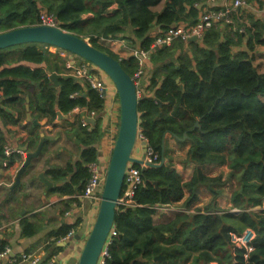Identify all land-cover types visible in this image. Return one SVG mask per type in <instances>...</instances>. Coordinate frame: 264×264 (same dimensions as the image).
<instances>
[{"label":"trees","instance_id":"trees-1","mask_svg":"<svg viewBox=\"0 0 264 264\" xmlns=\"http://www.w3.org/2000/svg\"><path fill=\"white\" fill-rule=\"evenodd\" d=\"M199 1L171 0L162 12L156 13L154 9L163 0H0V33L37 26L39 14L45 9L67 32L84 39L95 34L121 39L129 47L139 45L146 51L155 42L151 37L155 24L167 31L186 15L192 17L190 23L195 25L198 22L195 4ZM113 2L118 3V9L110 15L108 10ZM86 14L93 17L83 20ZM237 14L232 24H221L235 28L234 35L223 34L216 26L205 33L201 42L187 43V48L186 43L176 41L154 52L151 60L156 68L150 79L154 98L140 96V133L159 154V163L163 156L167 158L162 148L164 135L171 133L183 138L187 134L191 141L187 162L195 165V171L188 182L182 183L171 164L144 172L134 165L140 169L144 181L134 193V201L140 206L118 207L115 236L111 235L107 245L109 255L105 264H264V211H248L264 202V72L255 64V50L264 46V20L248 16V25ZM129 28L131 36L126 33ZM245 38L246 50L233 53L232 48L241 45ZM90 41L119 61L94 38ZM45 47L49 46L26 44L0 51V117L13 121L6 108L22 95L30 96L32 104L36 103L33 110L50 122L55 120L56 110L69 114L87 107L95 112L97 120L91 131L82 124L78 128L79 140L85 146L83 161L64 171L49 172L54 181L73 173L72 183L80 186L82 194L90 178L88 165L97 161L96 144L103 136L100 114L105 99L87 83L72 79L61 80L59 89L54 87L47 71L60 72L59 57L54 56L57 63H50L53 56ZM120 63L134 77L138 58ZM36 65H46L47 69ZM74 94L78 96L72 98ZM199 119L201 128H195ZM3 143L0 135L2 154ZM212 163L230 168V179L235 182L232 204L241 212L213 213L214 200L205 213L167 214L156 223V205L177 203L188 192L189 207L197 199L200 186L221 183V178L208 177L201 169L202 165ZM53 191L60 192V187ZM218 195L216 191L215 197ZM247 229L255 233L248 252L241 243L231 240L233 234L241 235ZM71 231H66L63 237ZM160 255L165 262L155 261Z\"/></svg>","mask_w":264,"mask_h":264},{"label":"crops","instance_id":"crops-1","mask_svg":"<svg viewBox=\"0 0 264 264\" xmlns=\"http://www.w3.org/2000/svg\"><path fill=\"white\" fill-rule=\"evenodd\" d=\"M259 1L260 4L252 2L248 8L238 10L237 15L243 17L244 23L249 24L248 16H252L256 20H264V0ZM168 2L171 0H163L154 9V12H162ZM232 2L233 0H200L195 4L198 10V20L202 13L210 10H224ZM117 9L118 3L113 2L108 14H113ZM189 12L190 7L187 6L186 14ZM92 17V14H86L82 16V19L86 20ZM246 17L247 20H245ZM191 19L192 17L189 19L185 15L184 20L176 25H191ZM219 28L223 34L234 35L235 28L222 27L221 24H219ZM163 32L160 26L155 24L151 29V37L156 38ZM126 33L131 36L132 29L129 28ZM88 38H94L98 45L114 53L119 61H128L132 57H137L138 70L143 67V76L147 75L145 79L142 76L136 81L139 95L154 98L155 89H150V79L156 68L151 60L154 55L152 45L148 50L142 51L139 45L132 48L121 39L105 38L98 34L87 36L85 39ZM246 44L247 38L242 41L241 45L232 48L233 53L245 51ZM185 45L187 48V43ZM45 50L53 56L50 63H57L54 56L59 57L60 72L47 71L49 79L52 74L62 77L58 81V86L50 79L54 87L59 89L60 81L65 80L63 77L71 74L67 64L79 65L82 62L77 56L57 47L49 46L45 47ZM179 53L177 52V54ZM255 54L256 60L264 58V46H258ZM30 66L34 68V65ZM35 67L47 69L46 65H36ZM93 70L95 71V69ZM96 72L95 75L97 76L98 72ZM108 92L109 96L106 97L104 109L100 114L103 136L96 144L97 161L106 163V166L117 138L120 120L117 94L113 93L109 87ZM38 96L40 98V94ZM17 99V102L9 104L6 108L13 121L9 117L4 119L0 117V135L4 138L3 154L0 152V252L10 250V255L0 259V264H25L19 259L24 254L40 256L43 261H49L52 264L56 262L59 264H77L97 217L100 202L82 198L83 193L81 194L80 186L72 183L73 173L59 181H54L49 172L52 170L64 171L67 167L83 161L82 151L85 146L79 140L78 128L80 124L84 126V122L90 119L89 110L87 107H83L73 110L69 114H63L56 110V118L50 122L48 119L40 118L38 113L33 110L36 103L33 101L32 104L30 96H17ZM91 120H88L90 126H84L89 131L93 129L97 118ZM163 141L167 156L165 163L171 164V167L177 171L182 183L188 182L195 171V165L187 162L191 141L188 139L180 140L171 133H166ZM42 142L41 154L31 161L30 166L21 177L20 184L15 185L17 174L25 163L27 154L34 153ZM140 142L138 154L133 155L137 159L144 156V142L142 140ZM5 147L21 149L25 155L14 154L6 157L4 155ZM228 168V165L215 163L202 165L201 169L206 176L221 178V183L211 187L200 186L197 189V199L189 207L186 206L189 198L188 192L185 193L181 201L174 204L184 208L186 210L184 213L190 215L205 213V208L211 205L214 200L216 207L213 213L231 212L236 209L232 204L233 193L227 195L224 190L226 184L230 182V180L228 181L229 177L227 178L229 176ZM42 173L52 183L50 188L39 179ZM55 187H60V192H54ZM216 191L219 193L217 197H215ZM254 209L255 212L257 209L264 211V202ZM66 213L70 214L66 215ZM69 230L75 232L74 237L66 243H60L59 238L63 237L64 233ZM254 234L253 230L247 229L241 234L242 240L250 241Z\"/></svg>","mask_w":264,"mask_h":264},{"label":"water","instance_id":"water-1","mask_svg":"<svg viewBox=\"0 0 264 264\" xmlns=\"http://www.w3.org/2000/svg\"><path fill=\"white\" fill-rule=\"evenodd\" d=\"M58 37L62 40L58 43L54 42L53 38ZM190 42H197V38H191ZM26 44L53 46L67 51L102 70L111 81H113V84H115L120 106L118 134L107 165L98 214L77 263L98 264L103 249L109 242L112 232L114 231L115 217L118 209L117 203L123 191L127 168L129 164L140 166L145 160V156L141 159H137L133 156L140 131L138 105L141 98L139 96L138 87L135 79L123 69L120 61L98 50L84 38L67 32L60 27L37 25L21 27L0 33V51ZM61 78L62 77L57 74H52L50 76L51 81L56 86L59 85L58 81ZM63 79L75 80L72 76L63 77ZM91 122H94V120H91ZM195 128H201L200 119L196 122ZM175 137L180 140H185L188 138V135L185 134L182 139L178 136ZM44 141H46V139H44ZM42 147L43 142L34 153L27 154L26 161L17 174L15 185L20 184L23 173L30 166L31 161L41 154ZM162 148L164 151V141ZM145 150L146 143H144V151ZM163 165H165L164 156L161 163L150 164V167L160 168ZM145 170H147V168L143 167L142 171L144 172ZM39 179H41L48 188L52 186V183L44 177L43 173L40 175ZM155 261H165V259L160 255L155 258ZM54 264L59 263L56 262Z\"/></svg>","mask_w":264,"mask_h":264},{"label":"built area","instance_id":"built-area-1","mask_svg":"<svg viewBox=\"0 0 264 264\" xmlns=\"http://www.w3.org/2000/svg\"><path fill=\"white\" fill-rule=\"evenodd\" d=\"M251 4L247 3L244 0H233L226 9L224 10H210L202 13L198 22L195 25H176L164 31L162 34L158 35L155 38V42L152 45L153 51H157L164 47L172 46L176 41L189 43L190 39L193 37L197 38V41H202L205 33L216 27L219 24H232L233 16L238 12L239 9L248 8ZM42 26L49 27H59L56 23L55 18L52 14H49L45 9H42L39 14V24ZM67 68L70 70V75L75 78V81L82 83L83 85L87 83L91 86V89L97 91L104 99L108 96V86L102 81H99L97 76L93 73V67L89 63H82L79 65L67 64ZM143 67H140L134 75L135 82L143 76ZM78 95L74 94L72 98H76ZM140 96V95H139ZM2 99L0 95V100ZM79 109V108H77ZM76 110V109H75ZM88 116L90 119H87L84 122V126H90L88 120L95 119L97 117L95 112L89 111ZM139 136L141 140L146 143V150L144 151L145 160L141 168L146 167L147 169L151 168L150 164H159L160 156L159 154L149 146L148 141L141 135L139 131ZM14 154L25 155L23 150L14 149L11 147H5L4 155L10 157ZM106 163H102L100 160L95 161L88 165V170L90 173V178L86 184V187L83 191L82 198L94 199L96 201H101L102 188L105 181V173L107 170ZM144 184L142 173L139 168H136L133 164H129L124 181L123 191L118 200V207H125L129 209H134L140 205L134 201L135 190ZM157 214L167 215V214H176L181 212H186L184 208L179 207L176 204H159L154 207ZM241 211L234 209L231 213L237 214ZM70 213H66L69 215ZM114 233V232H113ZM112 233V234H113ZM75 235L74 231L68 233L65 237L59 240L60 243H66L72 239ZM115 235V233L113 234ZM255 236V234H254ZM254 237L250 241H243L241 235L233 234L231 237L232 242L241 243L246 249L247 252L250 251V244L252 243ZM109 243V242H108ZM107 243V245H108ZM107 245L103 249L102 256L98 264H105L106 259L108 258ZM10 255V250H5L0 252V259ZM247 257V254L245 255ZM20 262L25 264H52L49 261H43L40 256L24 254L19 257ZM16 261V259H14Z\"/></svg>","mask_w":264,"mask_h":264},{"label":"rangeland","instance_id":"rangeland-1","mask_svg":"<svg viewBox=\"0 0 264 264\" xmlns=\"http://www.w3.org/2000/svg\"><path fill=\"white\" fill-rule=\"evenodd\" d=\"M249 25V24H248ZM229 31V30H228ZM226 32H227V29H226ZM92 38H88V39H85V40H87V41H89L90 43H91V40ZM60 50H62V49H60ZM73 56H75V55H73ZM79 59H81L82 60V58H80V57H78ZM256 62H255V64H256V67H257V69L260 71V72H264V58H261L260 60H255ZM85 63V62H84ZM86 63H89V62H86ZM89 65L91 66V67H93L94 69H95V71H97L98 72V74H97V78H98V80L99 81H102L103 83H105L106 84V86H108L109 87V89L111 90V91H113V93H115L116 94V88H115V86H114V84H113V82L107 77V75L102 71V70H100L99 68H97V67H95V66H93L91 63H89ZM146 74L143 76V79H145L146 78ZM142 79V80H143ZM141 80V79H140ZM108 96H109V92H108ZM140 135V134H139ZM138 135V141H137V144H136V147H135V149H134V151H133V155H137L138 154V149H139V147H140V145H141V138H140V136ZM188 139V138H187ZM110 156H111V154H110ZM109 160H110V157H109ZM108 163H109V161H108ZM173 164V163H172ZM108 165V164H107ZM107 171V170H106ZM230 173H231V170H230V168H228V174H229V176H227V178H228V181L230 180V182H228L227 184H226V186H225V193L228 195V193H233L234 192V189H235V182H234V180L232 181L231 179H230ZM105 175H106V173H105ZM248 211H250V212H255V209L253 208V209H249ZM257 212H259L260 210L259 209H257L256 210ZM262 211V210H261ZM188 214V213H187ZM163 215L162 214H157L156 216H155V221H156V223H159L160 221H163V217H162ZM114 234V233H113ZM112 234V236H115V235H113ZM162 262H165V261H162Z\"/></svg>","mask_w":264,"mask_h":264},{"label":"bare ground","instance_id":"bare-ground-1","mask_svg":"<svg viewBox=\"0 0 264 264\" xmlns=\"http://www.w3.org/2000/svg\"><path fill=\"white\" fill-rule=\"evenodd\" d=\"M62 39L60 38V37H58V38H53V41L54 42H60ZM108 77V76H107ZM109 78V77H108ZM110 79V78H109ZM111 80V79H110ZM113 82V81H112ZM114 86H115V84H114Z\"/></svg>","mask_w":264,"mask_h":264}]
</instances>
